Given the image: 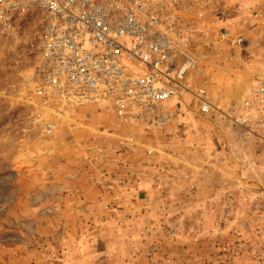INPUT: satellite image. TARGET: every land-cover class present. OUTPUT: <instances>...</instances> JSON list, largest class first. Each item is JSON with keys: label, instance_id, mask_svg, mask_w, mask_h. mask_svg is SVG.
<instances>
[{"label": "rangeland", "instance_id": "obj_1", "mask_svg": "<svg viewBox=\"0 0 264 264\" xmlns=\"http://www.w3.org/2000/svg\"><path fill=\"white\" fill-rule=\"evenodd\" d=\"M211 2L195 22L206 77L186 82L163 130L126 126L108 105L45 130L29 101L38 18L0 40V264H59L83 246L87 264H264L263 114L236 123L264 72V0Z\"/></svg>", "mask_w": 264, "mask_h": 264}, {"label": "built area", "instance_id": "obj_2", "mask_svg": "<svg viewBox=\"0 0 264 264\" xmlns=\"http://www.w3.org/2000/svg\"><path fill=\"white\" fill-rule=\"evenodd\" d=\"M207 2L0 0V40L20 39L22 23L38 18V65L29 78V101L45 130L102 105L126 126L163 130L176 120L175 102L187 92L186 82L197 74L206 77L197 52L206 37L195 22H207ZM222 17L219 12L214 22ZM223 39L243 44L228 31ZM193 96L200 112H217L204 89ZM238 111L236 123L248 122L241 115L252 111L263 114L264 127V72Z\"/></svg>", "mask_w": 264, "mask_h": 264}, {"label": "crops", "instance_id": "obj_3", "mask_svg": "<svg viewBox=\"0 0 264 264\" xmlns=\"http://www.w3.org/2000/svg\"><path fill=\"white\" fill-rule=\"evenodd\" d=\"M212 2L214 4V2H216V0H212ZM205 9L208 11V3L205 5ZM221 9H223V7ZM85 239L88 240L87 238H85ZM62 250L64 253H63L62 257L59 256L61 258V259H58V261L60 262L59 264H87L86 262H88L89 258L92 256L90 254V247L89 246H83L81 249H78V250L67 249L65 247ZM48 259H49V257L47 255L42 257V258L40 256L36 260L30 259L29 257L24 258V262H17L18 260L16 261V258H14V263L17 262L15 264H20V263H24V264H58V262H56V263L48 262Z\"/></svg>", "mask_w": 264, "mask_h": 264}]
</instances>
